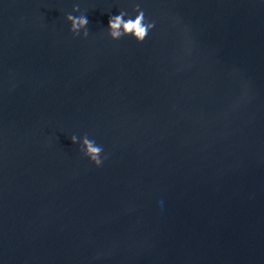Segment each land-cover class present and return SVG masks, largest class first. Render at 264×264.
Wrapping results in <instances>:
<instances>
[{
    "label": "water",
    "instance_id": "95a60500",
    "mask_svg": "<svg viewBox=\"0 0 264 264\" xmlns=\"http://www.w3.org/2000/svg\"><path fill=\"white\" fill-rule=\"evenodd\" d=\"M0 264H264V0H0Z\"/></svg>",
    "mask_w": 264,
    "mask_h": 264
},
{
    "label": "clouds",
    "instance_id": "9594fccd",
    "mask_svg": "<svg viewBox=\"0 0 264 264\" xmlns=\"http://www.w3.org/2000/svg\"><path fill=\"white\" fill-rule=\"evenodd\" d=\"M73 11H78V6L73 8ZM136 12L134 18L125 19L127 15L125 12L121 11L118 15L110 16L107 31L108 35L112 40H118L123 36H131L137 43L143 42L146 38L148 32L154 26L153 23H146L144 18V13L139 10V6L133 9ZM66 21L70 24L69 31L76 35L80 33V30L84 29L82 35L87 36L88 30L87 25L89 23L88 19L84 15L73 16L71 14L65 17ZM70 140L73 144L76 143L77 137L72 136ZM80 147L83 154L94 164L100 165L102 163L101 152L102 147L96 145L93 140H90L87 136L80 139Z\"/></svg>",
    "mask_w": 264,
    "mask_h": 264
}]
</instances>
